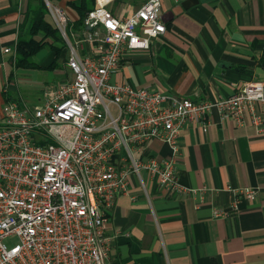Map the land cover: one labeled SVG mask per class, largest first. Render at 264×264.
Instances as JSON below:
<instances>
[{
  "label": "crops",
  "instance_id": "0c3cea01",
  "mask_svg": "<svg viewBox=\"0 0 264 264\" xmlns=\"http://www.w3.org/2000/svg\"><path fill=\"white\" fill-rule=\"evenodd\" d=\"M40 1L0 0V117L8 101H22L23 96L29 104L43 101L45 88L36 84L37 72L51 71L58 78L65 74L61 67L70 55L69 45L54 71L46 69L55 58L47 47L45 59L40 61L41 53L35 58L44 69L12 73L13 52L21 39L30 37ZM44 1L54 24L48 3L62 8L69 22L79 19L67 5L77 0ZM145 1L113 0L107 8L124 20ZM161 3L166 33L152 40L148 50L126 49L113 81L195 102L229 98L245 84L264 83V0ZM84 27H72L70 38L67 29V40L82 55H95L100 38L88 40L94 30ZM19 78L32 80L22 85ZM209 120L207 130L191 124L180 137L177 176L196 194L171 192L143 172L141 178H130L129 195L107 211L110 264H264V135L249 119L238 126L222 120L216 110ZM170 154V145L152 140L136 157L163 159ZM230 188H252L257 197L239 200L231 212L235 195ZM217 210L230 214L216 218Z\"/></svg>",
  "mask_w": 264,
  "mask_h": 264
},
{
  "label": "built area",
  "instance_id": "2783aa9c",
  "mask_svg": "<svg viewBox=\"0 0 264 264\" xmlns=\"http://www.w3.org/2000/svg\"><path fill=\"white\" fill-rule=\"evenodd\" d=\"M112 1L97 0L85 21L94 30L88 40L101 41L95 55H82L67 40L66 12L48 3L70 47L73 78L46 91L39 104L14 100L4 105L0 264H110L107 211L129 195L133 175L147 172L171 192L196 194L180 183L176 171L187 126L207 130L216 110L238 126L249 119L264 135V83L245 84L229 98L195 102L113 81L125 50L150 49L167 27L161 0H146L124 20L107 8ZM152 140L170 145V157L137 158ZM229 191L235 195L231 212L239 200L257 197L252 188ZM229 214L217 210L215 217ZM12 238L17 242L8 246Z\"/></svg>",
  "mask_w": 264,
  "mask_h": 264
},
{
  "label": "trees",
  "instance_id": "16d2710c",
  "mask_svg": "<svg viewBox=\"0 0 264 264\" xmlns=\"http://www.w3.org/2000/svg\"><path fill=\"white\" fill-rule=\"evenodd\" d=\"M68 7L74 10L79 19L71 23L69 22L68 37L71 35V28L83 31L85 29V21L95 9L96 0H77L69 1ZM49 11L44 0H41L32 19V27L30 29V37L21 39L17 44L16 51L12 57V61L18 69H43L35 62V58L45 48H50L55 53L54 63L48 68L56 69L60 58L65 57L68 44L61 35L59 29L49 19ZM70 38V37H69ZM69 58V57H68ZM65 58V59H68Z\"/></svg>",
  "mask_w": 264,
  "mask_h": 264
},
{
  "label": "rangeland",
  "instance_id": "374dc122",
  "mask_svg": "<svg viewBox=\"0 0 264 264\" xmlns=\"http://www.w3.org/2000/svg\"><path fill=\"white\" fill-rule=\"evenodd\" d=\"M68 50H69V48H68ZM47 52H46V49H44V51L41 52L40 56L38 57L40 59V61L45 59L46 55L48 54ZM68 60H69V58L67 60L62 61L63 66L61 67V69L64 71L65 74L62 75L63 74V72H62V74H60L62 76H60L59 78L57 76L53 75V72H51V71H39V72L36 73L37 76H38L37 79H36V81H37L36 84L40 88H43V89L45 88L43 96H44L46 91H51L54 87L59 86V84L63 85V84L67 83L68 81H70L72 79L73 75H72V72L69 69ZM12 66H13V72L12 73L14 74V76H16L17 75L16 72L18 70H20V69L16 68V65L14 64V62L12 63ZM54 70H56V69H53L52 71H54ZM62 70H59V71H62ZM31 75H32V77H34V74H31ZM28 80H32V79L19 78V81L21 82L22 85L25 84L24 82H28ZM22 99H23L22 101H24L26 103H28L27 101H30V100H27L26 96H23ZM16 242H17V239L16 238H12V239L6 241V244L8 246H12Z\"/></svg>",
  "mask_w": 264,
  "mask_h": 264
},
{
  "label": "water",
  "instance_id": "95a60500",
  "mask_svg": "<svg viewBox=\"0 0 264 264\" xmlns=\"http://www.w3.org/2000/svg\"><path fill=\"white\" fill-rule=\"evenodd\" d=\"M182 7H183V8H185V6H184V5H183ZM89 29H90V27H89Z\"/></svg>",
  "mask_w": 264,
  "mask_h": 264
}]
</instances>
